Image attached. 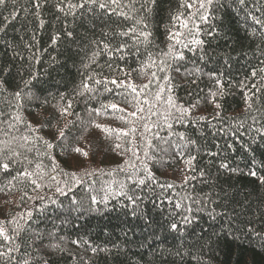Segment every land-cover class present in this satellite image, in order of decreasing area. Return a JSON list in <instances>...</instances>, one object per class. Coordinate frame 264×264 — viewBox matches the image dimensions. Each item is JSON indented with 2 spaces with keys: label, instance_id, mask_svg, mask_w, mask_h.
Here are the masks:
<instances>
[{
  "label": "trees",
  "instance_id": "16d2710c",
  "mask_svg": "<svg viewBox=\"0 0 264 264\" xmlns=\"http://www.w3.org/2000/svg\"><path fill=\"white\" fill-rule=\"evenodd\" d=\"M0 264H264V0H4Z\"/></svg>",
  "mask_w": 264,
  "mask_h": 264
},
{
  "label": "snow or ice",
  "instance_id": "6c2138e0",
  "mask_svg": "<svg viewBox=\"0 0 264 264\" xmlns=\"http://www.w3.org/2000/svg\"><path fill=\"white\" fill-rule=\"evenodd\" d=\"M91 2L95 3V2H97V0H91ZM112 2L115 3V2H117V0H112ZM3 3H4V0H0V4H3ZM100 7H102V8L105 7V4L101 3V4H100ZM185 26H186V23H185ZM177 42H179V41H177ZM197 43H199V41H197ZM113 83H115V82H113ZM133 91H135L134 88H133ZM173 106H175V105H173ZM110 107H112V108H116L117 106H116V105H110ZM183 111L186 112L187 110L184 109ZM131 115L134 116L135 113H132ZM125 134H126V133H125ZM77 151H80V149H77ZM85 155H86V153H85ZM2 167L6 169V168L8 167V165H7V164H3ZM73 175H74V174H73ZM252 175H255V173H252ZM172 227L175 228L176 226L173 225Z\"/></svg>",
  "mask_w": 264,
  "mask_h": 264
}]
</instances>
